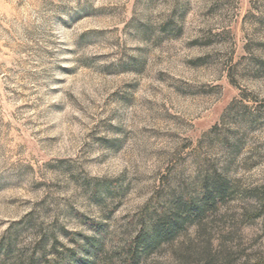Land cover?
Instances as JSON below:
<instances>
[{
  "label": "rangeland",
  "instance_id": "rangeland-1",
  "mask_svg": "<svg viewBox=\"0 0 264 264\" xmlns=\"http://www.w3.org/2000/svg\"><path fill=\"white\" fill-rule=\"evenodd\" d=\"M218 176L225 202L137 264H264V0H0V242L132 264Z\"/></svg>",
  "mask_w": 264,
  "mask_h": 264
},
{
  "label": "trees",
  "instance_id": "trees-1",
  "mask_svg": "<svg viewBox=\"0 0 264 264\" xmlns=\"http://www.w3.org/2000/svg\"><path fill=\"white\" fill-rule=\"evenodd\" d=\"M228 190V183L218 176L211 182L207 181L201 194L196 198L176 200L170 209H167L169 211H165L154 220L152 219L146 230H143L131 243L125 252L127 262L137 264L141 256H147L161 244L171 242L182 232L187 223L200 222L207 212L216 210L217 205L225 202ZM16 240V233L8 239L1 240L0 264H35L40 260L45 261L46 253L43 240H40L34 253L29 256L23 255L18 250ZM88 245L91 259H98L103 252V244L93 240ZM37 252H39L38 255Z\"/></svg>",
  "mask_w": 264,
  "mask_h": 264
}]
</instances>
